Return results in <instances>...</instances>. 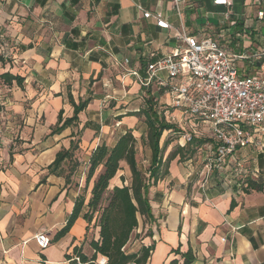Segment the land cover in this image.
<instances>
[{
    "label": "crops",
    "instance_id": "0c3cea01",
    "mask_svg": "<svg viewBox=\"0 0 264 264\" xmlns=\"http://www.w3.org/2000/svg\"><path fill=\"white\" fill-rule=\"evenodd\" d=\"M138 4L161 13L173 28L182 25L190 35L211 37L246 54L237 61L239 72L264 76V0H232L229 8L213 0H179L177 7L173 0H0V75L22 79L17 84L0 78V264H67L64 254L74 246L90 254L88 241L97 239L98 227L92 221L86 232L81 216L62 237L51 239L66 224L78 195L85 204L90 197L93 180L86 184L84 171L91 153L102 143L113 146L126 131L136 140L145 136L146 124L136 112L148 96L154 97L156 111L180 117L165 86L152 81L142 87L117 64L127 58L128 67L144 76L149 61L179 43L173 29L144 18ZM159 78L169 81L165 73ZM86 98L77 121L55 130L59 114L62 120L72 117L74 105ZM186 124L192 128L176 125L179 136L164 131L168 146L177 139L183 146L188 130L200 139L208 135L213 154L211 130L191 118ZM68 150L69 157L50 171L56 155ZM178 158L148 189L153 219L143 226L150 235L131 237L128 250L154 244L147 264L174 259L181 264L176 249L191 251V264H264V190L246 192L241 186L247 176L264 179L259 141L220 163L219 176L204 187L188 179L187 161ZM97 170L96 176L102 167ZM119 171L109 192L123 184L121 176L130 180V171ZM40 231L50 238L44 249L33 240Z\"/></svg>",
    "mask_w": 264,
    "mask_h": 264
},
{
    "label": "trees",
    "instance_id": "16d2710c",
    "mask_svg": "<svg viewBox=\"0 0 264 264\" xmlns=\"http://www.w3.org/2000/svg\"><path fill=\"white\" fill-rule=\"evenodd\" d=\"M0 78L6 82L15 80L17 84H21L22 81L19 76H13L8 73L1 74ZM153 98V96H148L145 100L144 108L136 112L138 117H143V121L146 124V134L141 138L150 150V164L147 171L138 168L135 156L136 139L131 131H126L122 134L113 146L109 147L102 143L91 153L86 184L99 167H102V170L92 182L90 197L85 204L84 195H78L66 224L55 233L51 241H56L62 237L79 216L87 223L86 232L89 229V224L93 221V226L98 227V237L97 239L91 238L88 241L91 249L90 254L85 253L82 246H74L70 252L65 253L64 258L67 264H99V257L105 258L103 264H147L154 244L141 245L135 251H129L127 244L134 230L138 228L137 215L144 220L153 219L147 197L149 187L168 174V165L172 159L178 156V161H182L184 159V151L190 146L197 148L205 141H209L202 140L191 134L183 146H175L163 159L166 148L171 141L167 138L160 144L163 132L171 130L176 132L178 136L181 132L178 131L175 124L166 120L163 111L158 112L155 110L154 106L156 104ZM88 101L89 98H86L74 105V114L70 118L62 120L61 114H59L58 123L61 124L55 130H60L76 122L77 113L84 109ZM69 155V150L59 152L49 167L50 171H55ZM120 161H125L129 168V183L124 184V177L121 176L120 179L123 184L114 186L107 198L104 199V193L108 191L110 179L120 169ZM241 186L246 192L250 190L262 191L264 190V179L247 176L241 182ZM84 206H86L85 211L83 210ZM146 235H150L149 230ZM173 251L181 256V264L192 263L193 255L191 251L180 252L178 249ZM169 264H178V262L174 259Z\"/></svg>",
    "mask_w": 264,
    "mask_h": 264
},
{
    "label": "built area",
    "instance_id": "2783aa9c",
    "mask_svg": "<svg viewBox=\"0 0 264 264\" xmlns=\"http://www.w3.org/2000/svg\"><path fill=\"white\" fill-rule=\"evenodd\" d=\"M173 1L177 7L179 0ZM213 4L229 8L232 0H213ZM136 7L142 10L144 18H154L158 27L173 29L179 43L170 52L149 61L144 76L128 67L127 58L117 64L142 87L152 81L165 86L172 106L180 112L178 120L185 124L191 118L209 127L216 142L211 164L218 168L238 148L255 142L257 136L264 137V76L239 72L237 61L247 55L234 53L211 37L190 35L182 25L173 28L161 13L145 11L139 4ZM160 73H165L169 81L160 79ZM170 117L174 119L172 114ZM190 135L184 132V142ZM259 146L264 149V142H259ZM33 240L39 249L50 244L45 231L35 233ZM98 263L103 264L104 260Z\"/></svg>",
    "mask_w": 264,
    "mask_h": 264
},
{
    "label": "rangeland",
    "instance_id": "374dc122",
    "mask_svg": "<svg viewBox=\"0 0 264 264\" xmlns=\"http://www.w3.org/2000/svg\"><path fill=\"white\" fill-rule=\"evenodd\" d=\"M144 99H146V97H144ZM162 101H164V98L160 99ZM156 103H158V100H156ZM159 106H161L160 109H162L163 103H158ZM170 114H172V116H174V119H172V117H170ZM165 118L167 121L175 124V125H181L184 128H191L189 126V124L184 125L183 121L178 120L179 117L177 115H175L173 112H169V113H165ZM142 121H143V117H141ZM200 128H209L208 126H204L202 125V127L200 126ZM186 133H189L188 130H186ZM173 139H176L177 135H170ZM169 137V133L167 132H163L161 139H160V144L163 143V141L165 139H167ZM208 135H204L203 137H201L202 140H209V141H205L203 145L195 148L193 146H190L187 150L184 151V161H187V165L189 167V172L190 175L188 177V179L196 186H200V187H204L206 186V184L209 182V180L211 179V177L213 176H219V169L217 167H215L214 165L211 164L212 160H213V154L210 152V144L212 143L211 139H208ZM255 140H258L259 142H264V137L261 136L260 138L257 136ZM178 139H177V143L173 142L170 146H168V148L166 149V152L168 150H173L175 148V146L179 145L178 144ZM166 152L164 153V155L166 154ZM136 161H137V165L138 168L143 170V171H147L149 164H150V150L148 148L147 145H145L143 143V140L141 137H139L136 140ZM87 170L86 169L84 171L85 176H87ZM98 170L95 171L93 177L91 178V180H94L96 174H97ZM119 172H123V174H129V169L126 163H123L121 165L120 171ZM125 177V182L124 184L129 183V179L128 177H126V175H123ZM90 180V181H91ZM109 194V191L104 193V199L107 198ZM105 202V201H104ZM151 220H144L141 216L138 215V228L134 230V233L132 235L133 239L139 238V236L146 234L147 231H144V228L146 226L145 223H149ZM143 227V228H142ZM140 230V231H139ZM93 231H91L92 233Z\"/></svg>",
    "mask_w": 264,
    "mask_h": 264
}]
</instances>
